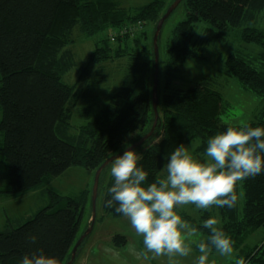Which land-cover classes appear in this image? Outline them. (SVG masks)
<instances>
[{
  "label": "trees",
  "instance_id": "16d2710c",
  "mask_svg": "<svg viewBox=\"0 0 264 264\" xmlns=\"http://www.w3.org/2000/svg\"><path fill=\"white\" fill-rule=\"evenodd\" d=\"M181 5L186 20L176 26L164 51L159 40L161 127L137 149L143 156L141 163L151 172L149 180L159 178L164 157L179 143L197 142V152L202 153L207 139L228 126L220 119L227 108L221 77L204 78L182 89L178 82L186 62L206 61L213 47L241 44L227 55L225 76L237 79L243 91L264 103V0H183ZM166 11L167 4L160 0L137 8L125 7L122 0H0V133L4 136L0 157L10 179L0 194L23 195L74 166L96 174L131 138L135 143L150 132L155 119V54L142 30L149 22L156 27ZM199 23L208 28L195 37ZM76 30L86 39L107 35L95 43L88 68L69 86L63 80L77 67L71 49ZM125 58L128 63L122 83L110 94L101 114L86 126L73 127L79 103L96 97L91 82L87 89H79L89 81L91 66ZM249 123L264 125V105ZM112 179L106 187L104 211L106 216L121 218L106 206ZM242 184V209L238 201L231 209H199L198 220L181 214L206 238L208 230L202 221L216 216L217 209L220 226L231 236L239 257L246 264H264V237L260 245H246L250 236L264 229V174ZM55 198L57 201L34 216L18 219L13 222L16 225L10 222L0 232L2 264H20L23 254L37 250L61 257L62 264L70 261L73 248L90 225L89 220L81 233L88 193L57 207ZM30 234L39 236L35 244L29 241ZM113 242L122 248L127 239L117 235Z\"/></svg>",
  "mask_w": 264,
  "mask_h": 264
},
{
  "label": "clouds",
  "instance_id": "9594fccd",
  "mask_svg": "<svg viewBox=\"0 0 264 264\" xmlns=\"http://www.w3.org/2000/svg\"><path fill=\"white\" fill-rule=\"evenodd\" d=\"M142 159V153L126 145L111 161L113 179L106 201L142 237L143 249L132 250L138 264L158 257H166V264H182L183 258L193 256L192 264H214L210 260L213 249L220 257H232L234 241L217 217L202 221L208 235L201 238L200 228L178 210L188 205L201 210L234 208L245 195L242 182L264 174V125L230 124L207 139L202 153L194 144L179 143L164 157L156 179L149 180L151 172ZM28 239L35 244L39 236L30 234ZM20 264H62V259L37 250L23 254ZM235 264L246 261L239 257Z\"/></svg>",
  "mask_w": 264,
  "mask_h": 264
},
{
  "label": "rangeland",
  "instance_id": "374dc122",
  "mask_svg": "<svg viewBox=\"0 0 264 264\" xmlns=\"http://www.w3.org/2000/svg\"><path fill=\"white\" fill-rule=\"evenodd\" d=\"M153 0H122L125 7L137 8L150 3ZM167 4V9L175 0H160ZM186 10L183 5L173 13L169 20L164 24L161 36L160 48L164 51L166 44L171 39L173 31L176 26L186 20ZM264 27V20L262 21ZM208 25L199 23L195 26L194 36L198 37L200 32H203ZM150 42L153 44V37L155 26L152 23H147L145 29ZM107 32L96 36L92 39L84 38L78 30L74 31V45L71 47L76 56L77 67L64 78V82L69 86H74L78 81L82 70L88 68L89 57L95 49V43L102 37L106 36ZM242 45L238 43H230L226 46L213 47L207 55L206 61L191 60L184 64L182 69V80L179 87L188 89L194 83L202 81L204 78L212 76H220L223 81V93L225 102L227 104L226 112L221 116L222 123L226 125L237 124L241 121H254L256 114L263 107L262 101L255 95L245 92L241 89L240 82L235 79L227 78L225 76V59L229 53L236 52V49ZM118 47V45H115ZM114 60V59H113ZM128 59L106 61L100 65L91 66V76L89 81H85L79 85V89H87V82L94 84L92 86L93 95L96 96L93 100H84L79 103V106L74 111L73 119L71 121L73 127L81 128L88 125L106 106L109 96L115 92L121 85L122 79L126 72V65ZM1 78V77H0ZM227 80V82L225 81ZM1 85V84H0ZM2 114L0 110V122ZM76 133L71 131V134ZM134 138L128 143L129 146L133 144ZM0 143H4V136L0 133ZM198 145L197 142L191 143ZM125 150V149H124ZM120 153V152H119ZM7 164L1 161L0 157V191L5 190L9 185L8 171L5 169ZM111 178L110 166L106 169L104 176L101 178V184L98 188L96 200L97 221L95 223L94 231L85 243L83 253L80 255L76 264H138L132 255V250L143 249L142 237L135 233L127 218H116L105 214L104 200L106 194V187ZM95 174L87 172L82 167H71L65 174L60 177L50 179L34 190H31L23 195L8 196L0 194V232L4 231L8 223L19 221L18 219H28L34 216L38 211L53 204L58 197L59 202L55 205L63 206L68 199H80L88 193L89 203L87 206L85 219L81 225V233L85 230L86 225L92 218V195L94 189ZM55 195V196H54ZM244 199L239 200L240 208L242 209ZM183 217V213L197 219L199 216V209L194 205L184 206L178 210ZM182 213V214H181ZM219 220L218 214L216 216ZM16 225V224H14ZM90 226V225H89ZM121 235L126 237L127 243L124 247L118 248L113 239ZM264 237V229L258 231L250 236L246 242L248 248H253L260 245ZM105 248H110L111 252H106ZM149 257L151 254L149 253ZM193 257L183 258L184 264H192ZM239 258L237 252L234 251L232 257H220L214 255L210 260L214 264H232ZM166 257H158L149 259L145 264H165ZM164 261V262H163Z\"/></svg>",
  "mask_w": 264,
  "mask_h": 264
},
{
  "label": "water",
  "instance_id": "95a60500",
  "mask_svg": "<svg viewBox=\"0 0 264 264\" xmlns=\"http://www.w3.org/2000/svg\"><path fill=\"white\" fill-rule=\"evenodd\" d=\"M182 2H183V0H175L174 3L170 7H168L166 13L159 20V22L157 23V25L155 27V32H154V37H153V48H154V54H155V72H154V76H153L154 85H153V101H152L155 119H154V123H153V126H152L150 132L147 133L145 136H143L140 140H138L137 142H135L131 145V147L136 149V150L138 148H140L141 146H143L146 141L151 139L155 135L156 130L161 127V117H160V113H159L160 98L158 96V88H159V79H158L159 78V40L161 39L164 24L169 20V18L178 9V7L180 6V4ZM123 151L112 156L111 158H109L97 170V172L95 174L94 189H93V195H92L93 196L92 197L93 212H92V218L90 221V226L86 230V232L79 238L78 242L76 243L75 247L73 248V250L71 252L70 261L67 264H75L77 258L79 257V254L81 252L80 247L82 246V244L84 242H87L89 240V238L91 237V235L94 231L95 223L97 221L96 220L97 219L96 200H97V193H98V188H99L100 177H101L103 171L106 170L110 166L111 161L115 157H117L119 154H122Z\"/></svg>",
  "mask_w": 264,
  "mask_h": 264
},
{
  "label": "crops",
  "instance_id": "0c3cea01",
  "mask_svg": "<svg viewBox=\"0 0 264 264\" xmlns=\"http://www.w3.org/2000/svg\"><path fill=\"white\" fill-rule=\"evenodd\" d=\"M186 214V213H185ZM216 214H218L219 215V211L216 209ZM183 215H184V213H183ZM196 220H198V217H197V219ZM91 221V220H90ZM200 237L201 238H204L202 235H200ZM194 248H195V246H193ZM83 253V249H81V252H80V254H79V257H80V255ZM196 254H198V253H196L195 251H194V255H196ZM214 255H218L217 253H211V255H210V257H214ZM79 257L77 258V260H76V262H75V264L77 263V261H78V259H79ZM185 260H187V259H185ZM185 260H183V261H185ZM182 261V264H184V262ZM164 262V261H163ZM165 264H166V260H165V262H164ZM233 263H235V262H232V264Z\"/></svg>",
  "mask_w": 264,
  "mask_h": 264
}]
</instances>
